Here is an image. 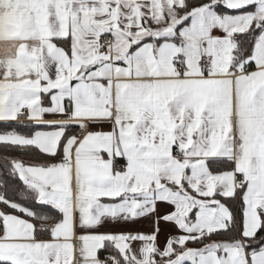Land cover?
<instances>
[{
  "label": "snow or ice",
  "instance_id": "obj_1",
  "mask_svg": "<svg viewBox=\"0 0 264 264\" xmlns=\"http://www.w3.org/2000/svg\"><path fill=\"white\" fill-rule=\"evenodd\" d=\"M0 264H264V0H0Z\"/></svg>",
  "mask_w": 264,
  "mask_h": 264
},
{
  "label": "crops",
  "instance_id": "obj_2",
  "mask_svg": "<svg viewBox=\"0 0 264 264\" xmlns=\"http://www.w3.org/2000/svg\"><path fill=\"white\" fill-rule=\"evenodd\" d=\"M162 228H163V225H162ZM144 230H147V229H144ZM163 232L161 233V237H160V240H161V243L163 242Z\"/></svg>",
  "mask_w": 264,
  "mask_h": 264
},
{
  "label": "trees",
  "instance_id": "obj_3",
  "mask_svg": "<svg viewBox=\"0 0 264 264\" xmlns=\"http://www.w3.org/2000/svg\"><path fill=\"white\" fill-rule=\"evenodd\" d=\"M189 246H192V245H189Z\"/></svg>",
  "mask_w": 264,
  "mask_h": 264
}]
</instances>
